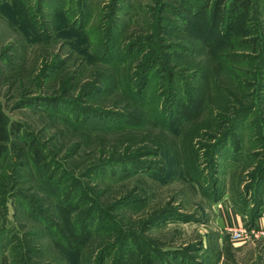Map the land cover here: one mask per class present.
<instances>
[{
    "label": "rangeland",
    "instance_id": "rangeland-1",
    "mask_svg": "<svg viewBox=\"0 0 264 264\" xmlns=\"http://www.w3.org/2000/svg\"><path fill=\"white\" fill-rule=\"evenodd\" d=\"M18 2L21 15L0 0V256L74 264L75 250L49 247L50 234L64 241L63 206L90 231L80 264L100 251L102 264H264V237L233 243L220 214L229 208L243 226L264 227V175L255 177L264 163V0L252 1L228 41L190 14L188 0ZM229 13L224 3L215 23ZM173 43L181 49L162 47ZM154 54L172 79L141 70ZM190 102L201 113L186 120ZM184 138L200 155L202 187L184 174ZM32 143L38 162L27 156ZM254 193L263 205L249 226L243 206Z\"/></svg>",
    "mask_w": 264,
    "mask_h": 264
},
{
    "label": "trees",
    "instance_id": "trees-1",
    "mask_svg": "<svg viewBox=\"0 0 264 264\" xmlns=\"http://www.w3.org/2000/svg\"><path fill=\"white\" fill-rule=\"evenodd\" d=\"M5 1L10 2L11 8L14 11H16L17 14L19 13L21 15V13L23 14L25 12V8H24L25 6L24 5L21 6L22 8H20L19 11L16 8L17 3H18V5H21L18 2L19 0H5ZM188 1L189 2L187 4L189 6V10H191L190 14L193 15L195 18L196 17L201 18L202 21L212 22L211 29H213L214 32H216L218 30V33L221 36V38L219 37V39L221 41H228L229 39L232 38V35L234 33H236L237 30H235V28L239 27V29H241V26L244 25V23L241 22V17H242V15L244 16L246 14V12L250 8V4L252 3L253 0H197V3H193V4H191L190 0H188ZM224 3L228 7V9L230 10V13L227 16V20H226V22H224L223 25H221L220 23L216 24L215 19L219 16L220 9H221V7H223ZM113 6H114V8H113ZM14 8H16V9H14ZM109 11L111 13H115V2L114 1L111 3V10H109ZM27 12H28V10H27ZM64 12L65 11H63V13ZM66 12L64 13V15L66 14ZM234 13H237V14H234ZM26 16H27V20H29L28 13H26ZM62 18L63 17H61V20H62ZM63 20L67 21L66 18ZM110 20H111V18H110ZM30 23H32L33 26L35 25V22H32L31 20H30ZM69 24L73 25L72 21ZM80 24H79V22L75 21V25L80 26ZM216 25H217V30H215ZM81 26H82V24H81ZM108 37H109V34H108ZM145 39H147V40L151 39L152 40L153 36L149 35ZM133 45H135V44H133ZM154 45H156V44H154ZM165 45L166 44H163L162 47H167L168 49H173V48L174 49H181L180 46H177V44H175V43L167 44V46H165ZM150 47L152 48V46H150ZM150 50L152 51V49H150ZM183 50L186 51L185 48H183ZM256 51H258V50H256ZM254 59H255V57H254ZM221 60H222V58H221ZM158 61H159V55L158 54H154L152 57H151V55L146 56L145 61L143 62V64L140 65L141 70L149 72L154 67H157V69L162 68V70H160V71L162 73L166 72L168 78L172 79L175 76L173 70L171 68H169L168 66H164L163 64H160V62H158ZM171 64L176 65V62H172ZM176 67L178 69L181 67H185V68L189 67L190 68L188 63L178 64ZM226 69H228V68H226ZM232 71L235 72L236 69L232 68ZM144 79H146V77ZM204 89H208V86H206ZM193 102L195 103V101H193ZM190 105L191 106H187V107H189V109L192 110L193 104L191 102H190ZM200 111H201L200 108L199 109L195 108V110L190 111L188 117L185 116V119L187 120V118H188V120H190L189 118H194L197 116H198L197 118H199V114L201 113ZM5 120L6 119L3 117V114L0 111V152L6 148V144H5V142H6V121ZM225 138H226V136H225ZM222 139L223 138L221 137L219 139V141H222ZM183 142L184 143L181 147V153H182V160L184 163V174L188 179L193 181L197 186L202 187L203 183L201 182L200 178L196 175V174H199L198 166H199V163H201L200 162L201 161L200 155L198 154L197 150L194 148V144L192 143L191 139L184 138ZM221 144L223 145L224 143H221ZM28 147L29 148H28L27 156L30 159H32L33 161L38 162L39 160H41L42 156H41L40 151L37 147V144L34 145V143H32V145L30 144ZM15 149L17 150V146ZM16 154H19L21 156V152H19V153L16 152ZM257 174H258V176H255V177L261 178V174L264 175V163H263V166H261V168H259L257 170ZM253 175H255V174H253ZM260 184L261 183L259 182L258 187ZM248 189H249V187L246 188V190H248ZM257 192H258V190H257ZM258 194H260V193H258ZM214 197L215 196H213L212 199H214ZM256 197H257V200H256ZM215 199H217V198L215 197ZM251 199H252L251 204L246 203L243 206L244 212L248 216L249 226L255 225L256 218L259 216V214L261 212V207L263 205V202L261 200V194L258 196H255V193H254V194H252ZM56 210H57L58 220L60 222L61 232L64 235L63 238H61V239H63L64 241L61 242L60 240H58V238L56 237V235H57L56 233L50 234L49 247L54 252H56V254L59 256H65L70 251L75 250L76 253H75V263L74 264H80L81 263V256L80 255L83 252V250H86V248L84 247V244L86 243L87 239L90 237L89 236L90 231L87 230L86 228H84L82 232L80 230H78L76 228V224H75L74 220L70 217V214L66 211V209H64L63 206L58 207ZM66 243L67 244L69 243V244L67 245ZM199 247H201V246H199ZM194 250H196V249H194ZM149 251L151 253H154L158 250L156 247L149 246ZM100 253H101V255L97 257V259L95 260V264H102L104 262V258H103L104 256H102L101 251H100ZM175 257L176 256H171V257L165 256L164 258L167 260L160 259L157 264H205L204 261H202L201 259L196 260L195 262H192L191 259L189 261H186L183 259V260H180V262H174ZM169 258L172 260V262H170ZM206 259L209 260L208 258H206ZM143 260H144V264H146V263L153 264L154 263L153 257L149 258V259L145 258ZM149 260H151V261L148 262ZM124 262H125V260H124ZM9 263L10 262H9L8 256H5V255L0 256V264H9ZM24 263L25 264H32L29 260H26V259L23 261V264Z\"/></svg>",
    "mask_w": 264,
    "mask_h": 264
},
{
    "label": "built area",
    "instance_id": "built-area-1",
    "mask_svg": "<svg viewBox=\"0 0 264 264\" xmlns=\"http://www.w3.org/2000/svg\"><path fill=\"white\" fill-rule=\"evenodd\" d=\"M229 231L230 239L233 243H245L250 240H255L258 238L264 237V227H246V226H236V227H227Z\"/></svg>",
    "mask_w": 264,
    "mask_h": 264
},
{
    "label": "crops",
    "instance_id": "crops-1",
    "mask_svg": "<svg viewBox=\"0 0 264 264\" xmlns=\"http://www.w3.org/2000/svg\"><path fill=\"white\" fill-rule=\"evenodd\" d=\"M220 214L225 228L244 225L243 218L229 208L220 210Z\"/></svg>",
    "mask_w": 264,
    "mask_h": 264
}]
</instances>
